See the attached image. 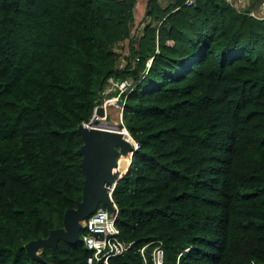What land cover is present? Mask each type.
Wrapping results in <instances>:
<instances>
[{"label": "trees", "instance_id": "1", "mask_svg": "<svg viewBox=\"0 0 264 264\" xmlns=\"http://www.w3.org/2000/svg\"><path fill=\"white\" fill-rule=\"evenodd\" d=\"M136 5L0 0V264H86L81 242L42 262L25 246L81 200L76 130L110 78L132 83L107 98L139 146L112 192L119 238L160 242L163 264H264V17L146 0L133 36ZM111 263L143 261L134 248Z\"/></svg>", "mask_w": 264, "mask_h": 264}, {"label": "water", "instance_id": "2", "mask_svg": "<svg viewBox=\"0 0 264 264\" xmlns=\"http://www.w3.org/2000/svg\"><path fill=\"white\" fill-rule=\"evenodd\" d=\"M94 117L99 120L106 117L103 106H97L90 122L80 125L76 130L82 141L78 149L81 156L80 168L84 176L81 200L76 201L75 207L64 213L62 228L52 230L47 238L37 239L25 246L27 255L34 261L42 262L38 251H55L60 241L69 245L79 243L81 222L99 206L112 210L108 192L120 180L116 173L117 161L120 157H128L133 147L119 130L92 126ZM132 155L133 152L129 157Z\"/></svg>", "mask_w": 264, "mask_h": 264}, {"label": "built area", "instance_id": "3", "mask_svg": "<svg viewBox=\"0 0 264 264\" xmlns=\"http://www.w3.org/2000/svg\"><path fill=\"white\" fill-rule=\"evenodd\" d=\"M194 3L195 0H184V6L186 7L194 5ZM147 66H149V63ZM132 88L131 81L127 79L122 81L114 80L113 78L108 79L106 87L101 94L102 97L99 99V101H101L98 106L104 107L108 103H113L111 99L107 98L110 94L115 92L129 93ZM118 107L121 110V107ZM132 147V152L139 148L135 141L132 143ZM132 152H129V156H131ZM113 189L108 192L112 210L110 211L106 207L99 206L92 215L81 222L79 242H81L90 252L86 264H112V259L123 256L134 248L141 256L143 264H146L147 250L150 246H153L152 251L150 252L152 263L163 264L164 253L160 242L155 241L136 248L135 242H125L119 238V230L115 224L118 210L112 200Z\"/></svg>", "mask_w": 264, "mask_h": 264}, {"label": "rangeland", "instance_id": "4", "mask_svg": "<svg viewBox=\"0 0 264 264\" xmlns=\"http://www.w3.org/2000/svg\"><path fill=\"white\" fill-rule=\"evenodd\" d=\"M138 4L137 7L135 9V25L133 28V36H136L138 33V28L140 25V18L142 17V10H143V0H138ZM229 1V3L236 7L238 10H245V8H249V13L250 15L257 17L259 19L264 17V0H227ZM144 25L141 24L140 28H142ZM115 51L118 54V65L120 68L125 66L126 63V57L129 55V44L128 41H124L122 43H118L115 45ZM103 104V103H102ZM112 104V103H108L104 106V108H108V106ZM120 110V109H119ZM122 122V121H121ZM121 122L119 123H113L112 118H110L107 114L106 117L104 119H100L97 122H95V126L99 127V125H106V126H111L113 128H119V124H121ZM123 130V129H122ZM118 166L116 169V173L119 176L120 171L118 170ZM38 253H40V250L38 251Z\"/></svg>", "mask_w": 264, "mask_h": 264}, {"label": "bare ground", "instance_id": "5", "mask_svg": "<svg viewBox=\"0 0 264 264\" xmlns=\"http://www.w3.org/2000/svg\"><path fill=\"white\" fill-rule=\"evenodd\" d=\"M104 109H105V114H107L110 118H112L113 123H119L122 121L121 110H119L120 108L117 105L112 103L108 106V108H104ZM98 120L99 119L97 117H94L91 125L95 126V122H97ZM99 127L112 129V130H119L121 132V135L126 141H128L129 143H133V139L130 137V135L125 129L122 130L118 128H113L111 126H106L105 124L99 125ZM129 164H130L129 156L120 157L117 161V166L119 168L118 170L120 171V173H125L129 167Z\"/></svg>", "mask_w": 264, "mask_h": 264}, {"label": "crops", "instance_id": "6", "mask_svg": "<svg viewBox=\"0 0 264 264\" xmlns=\"http://www.w3.org/2000/svg\"><path fill=\"white\" fill-rule=\"evenodd\" d=\"M142 1V0H141ZM138 0H137V4H138ZM144 4H146V0H143V5ZM136 7H137V5H136ZM136 9V8H135ZM144 10H145V5L143 6V10H142V13L144 12ZM142 16H143V14H142ZM141 19H142V17L140 18V21H141ZM122 174H124V173H122Z\"/></svg>", "mask_w": 264, "mask_h": 264}]
</instances>
